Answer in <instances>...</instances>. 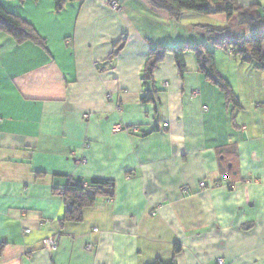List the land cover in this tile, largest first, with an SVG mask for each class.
<instances>
[{
    "label": "crops",
    "instance_id": "0c3cea01",
    "mask_svg": "<svg viewBox=\"0 0 264 264\" xmlns=\"http://www.w3.org/2000/svg\"><path fill=\"white\" fill-rule=\"evenodd\" d=\"M108 1L0 0L45 42L0 32V264H264V68L215 51L236 106L191 51L145 82L150 49L180 44L163 38L174 19ZM233 1L264 15V0ZM92 178L109 196L62 220V190Z\"/></svg>",
    "mask_w": 264,
    "mask_h": 264
},
{
    "label": "trees",
    "instance_id": "16d2710c",
    "mask_svg": "<svg viewBox=\"0 0 264 264\" xmlns=\"http://www.w3.org/2000/svg\"><path fill=\"white\" fill-rule=\"evenodd\" d=\"M22 1V0H19ZM69 0H54L55 10H61ZM149 5L158 10L166 11L172 19H178L184 10L192 11L204 15L223 14L227 20L235 19L237 26H245L249 30L248 36L237 35L236 37H218V33L227 29V27H218L217 29H208L207 36L209 40L223 46L226 51L238 57L242 61H254L258 68H264V54L261 51V44L264 42V15L262 13H252L242 10L233 0H147ZM0 32L12 36L17 42L30 40L35 44L44 46V39L36 32L34 27L21 18L19 15L7 10L0 3ZM187 47L183 44L174 47L156 45L151 48L148 60L144 69V81L151 79L156 66L162 61L167 52L174 56L179 70L184 69L182 59L183 53ZM199 69L205 74L207 79L216 84L223 92L226 103L237 105V99L225 78L215 68L214 56L203 47L193 46ZM147 96L144 97V100ZM113 181L109 179L92 178L89 183H83L81 180H70L60 193L65 212L62 220L79 221L82 211L93 205L98 195L109 196L108 188L112 187ZM5 243L0 242V250ZM178 246H174L177 252ZM152 264H170L161 260H155Z\"/></svg>",
    "mask_w": 264,
    "mask_h": 264
},
{
    "label": "rangeland",
    "instance_id": "374dc122",
    "mask_svg": "<svg viewBox=\"0 0 264 264\" xmlns=\"http://www.w3.org/2000/svg\"><path fill=\"white\" fill-rule=\"evenodd\" d=\"M16 1L19 2V0ZM18 10H21V5L18 6ZM221 17L224 18V15L220 13L213 15H204L192 11H182L178 19L170 20L169 24L164 23L163 29H165L166 31L163 33V38L165 44H167L165 40L166 38L177 37L180 40V44H183L187 47L185 49L186 51H191L194 54V51L191 49V47L200 46L211 52L215 60V51L223 50L225 52L226 49L223 46L208 39L206 32L208 29H210L211 27L214 28L217 25V27L226 26L227 29L231 30H229V32L225 30L226 32L222 31L218 33V37L216 38L225 37L231 34L234 37L239 34L242 36L249 35V30L247 29V27L239 26L236 28V26H232L234 25V19H229L226 21L224 19L223 21L220 19ZM235 29H237L239 32L235 33ZM220 66L225 68L226 64L223 63V65L220 64ZM223 74L225 75L224 71Z\"/></svg>",
    "mask_w": 264,
    "mask_h": 264
},
{
    "label": "built area",
    "instance_id": "2783aa9c",
    "mask_svg": "<svg viewBox=\"0 0 264 264\" xmlns=\"http://www.w3.org/2000/svg\"><path fill=\"white\" fill-rule=\"evenodd\" d=\"M108 4L115 11H118L120 9V4L116 0H109ZM192 94L194 96H196L198 94V90H193ZM89 116H90V114H88V113L83 114L84 118H88ZM120 130H127V131L131 130L132 132H136L137 131V129L135 127H131L130 129H127L126 127H123L120 124H117V125L113 126L112 131L116 132V131H120ZM82 161H84V160L82 159ZM205 186H206V184H205L204 181H200L199 182V187L200 188H205ZM152 214H154V212ZM39 224L41 225L42 222L39 221ZM24 232H26V230ZM42 245H43V247L45 249H47L49 251H54V250L57 249V242H56V240L53 237H47V238L43 239L42 240ZM84 248H85V250L90 251L92 249V245L91 244H86ZM215 264H226V263L223 260V258H217L215 260Z\"/></svg>",
    "mask_w": 264,
    "mask_h": 264
}]
</instances>
